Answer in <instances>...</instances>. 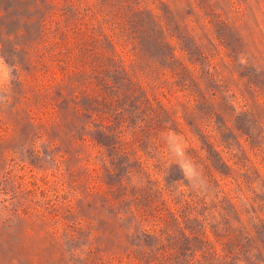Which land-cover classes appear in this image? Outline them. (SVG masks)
I'll return each instance as SVG.
<instances>
[{
	"label": "trees",
	"instance_id": "1",
	"mask_svg": "<svg viewBox=\"0 0 264 264\" xmlns=\"http://www.w3.org/2000/svg\"><path fill=\"white\" fill-rule=\"evenodd\" d=\"M0 54V264H264V0H0Z\"/></svg>",
	"mask_w": 264,
	"mask_h": 264
},
{
	"label": "rangeland",
	"instance_id": "2",
	"mask_svg": "<svg viewBox=\"0 0 264 264\" xmlns=\"http://www.w3.org/2000/svg\"><path fill=\"white\" fill-rule=\"evenodd\" d=\"M10 69L8 67V65L6 64L4 58L1 56L0 54V87H2L4 85L5 82H7L9 76H10V73H9ZM21 172H24L25 173V176H24V180L26 182L27 185H30V183L28 182V179H33L32 176H30L29 172H27V170H21ZM38 175H40V172H35V176L37 177ZM3 194L0 193V201L1 199L3 198ZM9 241L10 243L8 244H4L2 246H0V255L1 254H4V255H9L11 253L9 247L10 246H15V240H14V237L11 236L9 237ZM34 239V243L35 245L38 244L39 242V239L36 237L33 238ZM48 251H50L51 253L54 254L53 256V262H51L50 264H57V257H58V252H56V250L53 248L49 249ZM36 258V257H35ZM3 263L4 264H8V262L6 261V258L3 260Z\"/></svg>",
	"mask_w": 264,
	"mask_h": 264
}]
</instances>
